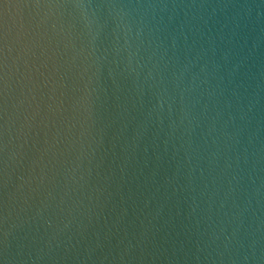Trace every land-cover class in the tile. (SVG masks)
<instances>
[{"label": "water", "instance_id": "1", "mask_svg": "<svg viewBox=\"0 0 264 264\" xmlns=\"http://www.w3.org/2000/svg\"><path fill=\"white\" fill-rule=\"evenodd\" d=\"M0 264H264V0H0Z\"/></svg>", "mask_w": 264, "mask_h": 264}]
</instances>
